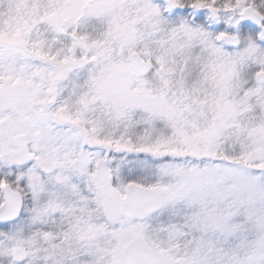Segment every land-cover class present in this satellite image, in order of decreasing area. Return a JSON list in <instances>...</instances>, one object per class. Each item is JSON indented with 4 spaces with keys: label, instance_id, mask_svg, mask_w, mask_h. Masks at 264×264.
<instances>
[{
    "label": "snow or ice",
    "instance_id": "6c2138e0",
    "mask_svg": "<svg viewBox=\"0 0 264 264\" xmlns=\"http://www.w3.org/2000/svg\"><path fill=\"white\" fill-rule=\"evenodd\" d=\"M0 264H264V0H0Z\"/></svg>",
    "mask_w": 264,
    "mask_h": 264
}]
</instances>
